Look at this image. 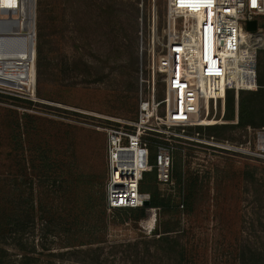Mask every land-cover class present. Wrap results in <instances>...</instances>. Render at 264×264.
<instances>
[{
    "label": "rangeland",
    "instance_id": "obj_1",
    "mask_svg": "<svg viewBox=\"0 0 264 264\" xmlns=\"http://www.w3.org/2000/svg\"><path fill=\"white\" fill-rule=\"evenodd\" d=\"M138 5L139 0H44L48 67L35 71V102L0 93V223L11 220L16 201L23 217L31 204L34 207L22 230L5 237L8 260L19 259L22 252L14 246L19 241L26 252L34 251L36 264H143L140 244L168 222L174 223L169 227L176 230L172 236H183L181 264H237L236 242H255L257 219L263 222L253 197L254 191L264 190L263 128H235L222 139L213 136L228 141L230 150L219 153L195 147L178 151L173 191L147 183L174 202L193 185L194 199L185 212L146 209L145 218L138 220L134 213L104 210L105 228L96 227L100 222L92 217L89 204L93 198L101 203L104 196L102 129L115 126L109 119L131 121L136 115L135 87L146 57H140ZM150 6V0L143 1L144 38ZM155 6L160 31L163 0H155ZM259 22L263 28L264 17ZM255 40L264 45L261 35ZM256 62L264 75V48L257 49ZM143 79H149L145 71ZM162 87L157 76V98ZM220 114L218 109L212 126L226 124ZM57 206L66 210V217L80 221L78 230L54 228L51 209ZM92 226V244L69 248L75 230L85 235Z\"/></svg>",
    "mask_w": 264,
    "mask_h": 264
},
{
    "label": "built area",
    "instance_id": "obj_2",
    "mask_svg": "<svg viewBox=\"0 0 264 264\" xmlns=\"http://www.w3.org/2000/svg\"><path fill=\"white\" fill-rule=\"evenodd\" d=\"M143 1L138 5L139 45L140 57H146L140 66L136 115L131 121L109 119L115 126L102 129L107 213L144 208L149 195L139 192V184L147 172H154L158 186L173 191L178 151L230 150L228 141L205 135L204 128L216 124L218 109L223 114L226 92L237 98L240 91L256 90L257 49L264 48L255 40L256 35L264 37L259 22L264 0H163L160 31L155 0H150L145 38ZM251 21H256L255 32L246 30ZM35 56L36 0H0V93L35 102ZM157 76L163 86L160 98ZM236 123L235 118L231 124ZM178 203L181 210L182 199Z\"/></svg>",
    "mask_w": 264,
    "mask_h": 264
},
{
    "label": "trees",
    "instance_id": "obj_3",
    "mask_svg": "<svg viewBox=\"0 0 264 264\" xmlns=\"http://www.w3.org/2000/svg\"><path fill=\"white\" fill-rule=\"evenodd\" d=\"M48 21L46 9L44 7V0H36V56H35V71L36 74L40 72L41 69L48 67L47 63V46L48 41ZM257 63V62H256ZM256 90L255 91H240L237 95L236 100L234 99V93L231 91L226 92L224 98V114L222 119L226 124L221 126H208L204 128L206 130L207 136H215L217 138H224V134L231 129H264V75L261 73V66L256 64ZM37 93V91H35ZM135 99L137 101V84L135 87ZM30 103V102H29ZM138 105V101H137ZM137 111V109H136ZM236 118V124H231ZM196 130L201 131V128ZM153 162V152L149 151L148 163L152 165ZM97 167V166H96ZM96 169V168H95ZM97 176L96 171L93 173V177ZM105 175V173H104ZM155 182L154 172L143 174L142 180L139 184V192L149 195V207L142 209H135L126 212L117 213H134L137 214L138 220L144 219L146 216V209H159V211L165 213L171 210H179L185 212L189 209L191 203L193 202V185L189 186L186 196L182 197V209L180 210L178 201L174 202L168 196L163 197L155 189L146 187L147 183ZM150 186V185H149ZM96 195V194H95ZM254 204L257 208L258 214H262L263 222L257 219L258 222V236H254L255 242L253 240H247L243 238L240 243L236 242V252H237V264H264V190L254 191ZM104 196L100 203V200L93 198V202H90L89 209L92 217L100 222L98 229L102 227L104 230V225L102 222L104 216ZM21 204L15 203L14 212L11 220H7L4 224L0 223V264H36L37 259L34 257V251L32 253L26 252L21 246L20 242L17 241L16 250L22 252L19 255L17 261H10L7 258V250L5 249V237L7 234L16 235L20 230H22V225L28 220L32 219L34 214V207L31 204L29 209H27L26 217L22 215ZM254 213V207H251ZM66 210L60 207H54L51 209L52 218L51 222H54V228L60 230L61 232H70L72 228L78 230L80 226V221L74 217H66ZM31 222V221H29ZM166 228L163 231H156L152 233L153 237L150 241H143L140 246L143 248L144 253L141 258L145 260L143 264H160L162 260L181 264L182 254L180 253L181 248V236L179 233L176 235H171L172 230L169 227L174 226L173 222L164 223ZM253 227V224H252ZM73 233L70 237L71 243H69V248L83 247L91 242H94L93 234H95V227L88 228L85 235H80V231ZM87 238V239H85ZM69 240V239H68ZM150 247H153L151 252ZM136 250L139 248V244L134 247ZM138 254V251H136ZM137 258V255L135 256ZM153 258L152 262L148 260ZM172 259V260H171ZM141 260V261H143ZM147 260V261H146Z\"/></svg>",
    "mask_w": 264,
    "mask_h": 264
},
{
    "label": "water",
    "instance_id": "obj_4",
    "mask_svg": "<svg viewBox=\"0 0 264 264\" xmlns=\"http://www.w3.org/2000/svg\"><path fill=\"white\" fill-rule=\"evenodd\" d=\"M246 30L248 32H255L256 31V21H251V22L246 23ZM263 30H264V27H263ZM142 206L144 208H148L149 201L148 200L143 201Z\"/></svg>",
    "mask_w": 264,
    "mask_h": 264
},
{
    "label": "bare ground",
    "instance_id": "obj_5",
    "mask_svg": "<svg viewBox=\"0 0 264 264\" xmlns=\"http://www.w3.org/2000/svg\"><path fill=\"white\" fill-rule=\"evenodd\" d=\"M260 44V43H257ZM205 115V113H203V116ZM207 122V121H206ZM262 145L264 146V137H262Z\"/></svg>",
    "mask_w": 264,
    "mask_h": 264
},
{
    "label": "crops",
    "instance_id": "obj_6",
    "mask_svg": "<svg viewBox=\"0 0 264 264\" xmlns=\"http://www.w3.org/2000/svg\"><path fill=\"white\" fill-rule=\"evenodd\" d=\"M105 163V162H104Z\"/></svg>",
    "mask_w": 264,
    "mask_h": 264
}]
</instances>
